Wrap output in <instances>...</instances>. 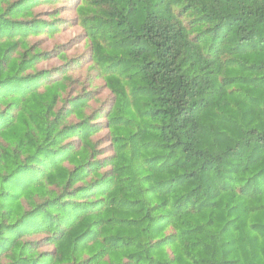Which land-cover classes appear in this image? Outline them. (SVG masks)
I'll return each instance as SVG.
<instances>
[{
  "label": "trees",
  "instance_id": "1",
  "mask_svg": "<svg viewBox=\"0 0 264 264\" xmlns=\"http://www.w3.org/2000/svg\"><path fill=\"white\" fill-rule=\"evenodd\" d=\"M66 1L0 0V264H264V0Z\"/></svg>",
  "mask_w": 264,
  "mask_h": 264
},
{
  "label": "rangeland",
  "instance_id": "2",
  "mask_svg": "<svg viewBox=\"0 0 264 264\" xmlns=\"http://www.w3.org/2000/svg\"><path fill=\"white\" fill-rule=\"evenodd\" d=\"M67 5V6H65ZM61 13L64 19L67 20V24L62 30L61 33L57 34L54 38H47L43 37L42 39V46L46 50H51L54 49L56 46L69 43L68 49H67V54L72 57V58H78L77 60H84V56L86 58H89V42L84 40L82 38V27L78 23L77 20H75L76 17V12L74 9V4L72 0L66 1V2H61ZM72 7V9H71ZM45 11H50L49 7L43 8ZM72 20V21H71ZM61 63V60L56 56L49 62L45 63L43 66L44 67H49V66H55ZM83 64V62H82ZM90 63L83 64L80 66V68H77L74 72L73 75L75 77L79 78L81 86H85L89 84V80L92 77V84L89 86L90 88H94L97 91V99L100 102L107 101L110 99V91L104 86V82L96 78L95 71L92 69H89Z\"/></svg>",
  "mask_w": 264,
  "mask_h": 264
}]
</instances>
